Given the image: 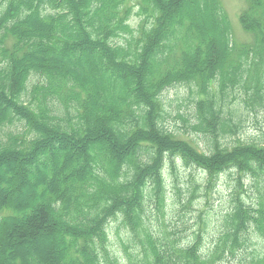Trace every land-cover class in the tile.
I'll return each mask as SVG.
<instances>
[{"label":"trees","instance_id":"1","mask_svg":"<svg viewBox=\"0 0 264 264\" xmlns=\"http://www.w3.org/2000/svg\"><path fill=\"white\" fill-rule=\"evenodd\" d=\"M239 21L249 43L231 38L220 0H0V192L33 180L28 198L0 196V264H264V145L220 142L240 128L227 99L264 108V0H245ZM80 55L103 63L99 75ZM182 85L205 149L165 124L162 94ZM176 158L205 173L206 187L227 170L253 177L245 193L236 181L205 252L160 215ZM171 188L175 205L194 198L184 204ZM116 223L127 234L114 253ZM44 238L50 246H32Z\"/></svg>","mask_w":264,"mask_h":264},{"label":"rangeland","instance_id":"2","mask_svg":"<svg viewBox=\"0 0 264 264\" xmlns=\"http://www.w3.org/2000/svg\"><path fill=\"white\" fill-rule=\"evenodd\" d=\"M220 2L229 17L234 41L238 44L249 43L251 41L250 35L242 30L238 21V15L244 7V0H220ZM135 10L136 9H134V11ZM131 21L132 27L135 28L139 21V17L137 15L132 16ZM71 57H74L75 60L79 59L78 56L76 57L73 54H71ZM80 57L82 61L85 59V63L93 66L92 68L95 70L93 73L94 77L99 75V71H102L103 69V63L99 64L95 57L92 58V61H87L86 59H88V57L83 58L81 55ZM67 67L77 72L81 75L80 77L86 81L85 73L83 72L86 68L85 65L81 66L77 63V61H74V63L67 64ZM100 84L105 86L102 82H100ZM142 88H145V86H142ZM191 89L193 90V88ZM102 90L104 93L107 91H104V88H102ZM238 91L241 92L242 90L239 89ZM243 95L241 97H243ZM241 97L236 96V99L235 97L233 99H227L228 110H231L233 115L232 120L234 122L240 121V128L238 127L237 132L233 135L227 134V139H224V141L220 139V142H229L234 138H241L243 140L250 139L264 144V108H256V111H250L244 106L241 107V104H239ZM161 99L164 109L167 112L165 117V124L167 128L172 129L180 136L192 140V142L201 149L207 148L209 145L207 137L194 129L195 94H190V87L186 85L171 87L163 92ZM99 102V97H97V103ZM3 104L4 103L0 101V109H2ZM178 115L184 116L185 122L182 123L177 117ZM14 128L15 127L11 129ZM16 128H20L19 125H17ZM115 132H120V130L116 129ZM112 137L115 141L119 138L116 133H113ZM70 154L72 155V158L76 157L78 151L74 153L70 152ZM171 157L173 158V156ZM175 162L177 163L174 166V172H171L168 169L165 173L164 193H166V206L164 207L163 213L160 215L164 217L166 222L168 220L172 223V226H175L173 228L170 227V229L171 231H178L176 234L178 235L180 242L185 243L195 239L199 243L201 251L205 252L214 245L216 237L220 235L219 226L222 224V220L227 215V211L231 206L229 205V203L231 204L229 200H231V195L233 188L236 185V181H240L243 188L242 192L245 193L247 189H249V191L252 190L249 184L252 182L253 177L248 175L238 178L237 180L236 173L228 172L227 170L219 174L215 181L210 182L208 187H206L205 173L193 167H184L181 163H179V161ZM14 165L15 166L13 168L17 166L15 163ZM7 167L15 173L17 171L18 174L21 173L18 168H10L12 166L8 164ZM24 169H26V167ZM0 172H3L2 166L0 167ZM32 181L33 180L30 176H26L23 180L18 178L16 182L13 181L11 190L6 193L0 192V196L6 194L10 196H19L21 199L28 198L32 194L33 190V185H31ZM171 185H177L181 192L180 200L184 204H186V201L189 198L194 196L188 206L182 208L179 205H175L176 203L173 204L176 197L172 191ZM192 190L193 194L190 196L189 191L191 192ZM153 216H155L154 211ZM182 223H185V227H182ZM120 238L125 239V231L121 227L117 228V224H111L108 228V239L110 243L109 247L114 253L116 252V249L119 248H117V245L119 244L118 240ZM250 239L251 242H249L251 245L258 242L255 236H251ZM49 243L50 241L44 238L37 241L35 245L32 246L34 248L35 246L46 247L50 246ZM197 247L199 248V246ZM252 248L254 250L256 247L251 246L250 249ZM24 250H26L24 253L27 254L31 253L32 248H24ZM236 261V258L229 256L224 264H235Z\"/></svg>","mask_w":264,"mask_h":264}]
</instances>
